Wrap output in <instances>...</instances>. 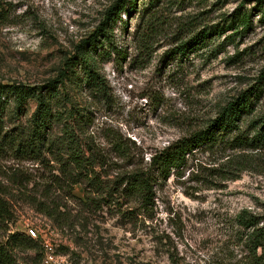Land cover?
Instances as JSON below:
<instances>
[{
    "label": "rangeland",
    "instance_id": "rangeland-1",
    "mask_svg": "<svg viewBox=\"0 0 264 264\" xmlns=\"http://www.w3.org/2000/svg\"><path fill=\"white\" fill-rule=\"evenodd\" d=\"M112 1L0 0V82L35 84L55 77ZM245 12L250 17L242 25ZM111 28L121 52L99 60L108 96L80 87L78 66L65 85L71 101H63L61 93L58 105L89 108V129L99 141L110 148L111 140L121 139L137 160L204 124L264 70V5L254 0H135ZM259 95L256 113L264 110V88ZM34 107L28 99L17 116L9 102L5 124L28 125ZM253 153L264 162V148ZM197 157L208 162L211 155ZM39 167L19 164L32 177ZM192 169L189 164L183 174L158 185L152 209L131 217L114 208L90 212L62 195L60 209L66 211L54 221L15 193L10 197L14 218L0 225V239L36 231L40 252L17 251L18 264H42L41 241L50 245L58 264L230 263L240 253L230 240V219L242 208L264 217V170H246L235 180L206 186ZM73 194L83 198L82 186L75 185Z\"/></svg>",
    "mask_w": 264,
    "mask_h": 264
},
{
    "label": "trees",
    "instance_id": "trees-1",
    "mask_svg": "<svg viewBox=\"0 0 264 264\" xmlns=\"http://www.w3.org/2000/svg\"><path fill=\"white\" fill-rule=\"evenodd\" d=\"M254 1L264 5V0ZM134 7L135 0H113L93 32L81 40L73 55L63 59L55 77L35 84L0 82V225L14 218L10 197L15 193L54 221L66 211L60 209L62 195L78 200L90 212L114 208L122 217H131L150 211L156 187L171 175L183 174L189 164L195 166L192 176L206 186L235 180L246 170H264V162L256 160L253 153L264 148V110L255 112L259 92L264 88V70L204 124L150 153L145 161L144 157L137 160L121 139L111 140V147L106 148L97 132L89 129V108L76 103L69 108L59 107L60 96L63 101H71L65 85L78 66L79 86L93 95L108 96L99 60L121 52L112 38V22ZM242 15L241 24L246 25L250 15ZM218 29V33L224 31ZM184 45L185 42L179 53L185 51ZM28 99L35 101L28 125L8 127L3 117L5 105L10 102L18 116ZM58 123L60 127H56ZM199 152L211 155L209 161H201ZM112 154L114 160L110 159ZM27 162L40 166L38 176L32 177L19 168V164ZM112 171L115 177L107 179ZM77 184L83 188V198L73 194ZM230 226V240L240 253L227 264H264V217L242 208L230 219ZM40 248L39 240L23 232H10L0 239V264H18L17 251L30 249L39 253Z\"/></svg>",
    "mask_w": 264,
    "mask_h": 264
},
{
    "label": "built area",
    "instance_id": "built-area-1",
    "mask_svg": "<svg viewBox=\"0 0 264 264\" xmlns=\"http://www.w3.org/2000/svg\"><path fill=\"white\" fill-rule=\"evenodd\" d=\"M27 235H29L32 238L37 237L36 231L32 228L27 229ZM41 243L45 249V254H44L43 259H42V264H58V263H56L57 262L56 259H55V261L52 259L53 255L51 254L52 249H51L50 245L47 244L46 242L43 243L42 241H41Z\"/></svg>",
    "mask_w": 264,
    "mask_h": 264
}]
</instances>
